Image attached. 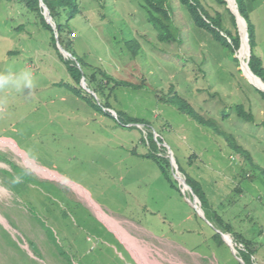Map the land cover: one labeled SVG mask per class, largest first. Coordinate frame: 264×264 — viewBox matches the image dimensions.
<instances>
[{
	"label": "rangeland",
	"instance_id": "374dc122",
	"mask_svg": "<svg viewBox=\"0 0 264 264\" xmlns=\"http://www.w3.org/2000/svg\"><path fill=\"white\" fill-rule=\"evenodd\" d=\"M77 1L80 14L69 23L74 55L117 80L143 79L145 86L109 94L112 118L94 112L65 87L72 81L47 32L21 5L0 1V72L27 69L35 80L31 90H0V155L36 180L17 196L0 173V264H140L80 190L161 264H241L223 240L212 239L217 233L206 217L214 213L251 241L253 264H264V100L244 74L247 52L240 68L177 0L167 3L180 42L168 44L157 41L139 0ZM199 1L229 26L224 8ZM241 3L264 68V0ZM131 40L140 46L136 57L125 47ZM173 95L212 125L164 102ZM236 106L253 122L237 117ZM148 132L161 141L158 157L160 147L165 158L170 151L177 169L200 183L211 225L169 186L155 161L143 157ZM230 145L249 154L254 166ZM0 169L12 172L1 161Z\"/></svg>",
	"mask_w": 264,
	"mask_h": 264
},
{
	"label": "trees",
	"instance_id": "16d2710c",
	"mask_svg": "<svg viewBox=\"0 0 264 264\" xmlns=\"http://www.w3.org/2000/svg\"><path fill=\"white\" fill-rule=\"evenodd\" d=\"M0 1L8 3L16 2L17 4L21 5L27 14L34 17V25L40 27L42 30L47 32L49 36V42L56 57L64 65L67 75L72 81L70 83L64 84L65 87L68 88L77 98L85 100L89 107L94 110V112L107 116L108 118H112L108 111L112 109L111 103L109 102V94H113L115 89L117 88L139 90L145 86L143 79L139 83H132L127 80H117L116 78L109 75L105 70L97 66L90 65L74 55L72 48L74 39L70 38L71 27L69 23L75 16L80 14L79 4L77 0L42 1L47 7L49 15L55 25L58 34L59 44L65 51L71 53V55L75 57L77 63L79 64V68L76 67L74 61L70 59H64L57 50L54 39V31L44 20V17L42 15V8L40 7L38 0ZM177 1L186 9L193 25L209 33L212 36L213 40L216 41L221 47L228 50L231 56H233V60L238 63V60L235 56L240 52L241 40L238 27L235 22V18L227 8L226 0L213 1L217 6L224 8V11L228 16L229 26L226 25L225 18L219 11H216L215 14L211 16L204 9L199 0ZM235 3L240 16L246 22L248 46L250 48L248 67L257 78L261 79V81L264 82V68L262 65V61L254 52V27L249 21L247 12L244 10L241 0H235ZM139 6L145 11L148 22L151 24L154 31L156 32V39L158 42L163 44L180 42L178 35L176 34L174 27L172 26L171 13L168 7L167 0H139ZM125 47L128 52H130L132 57H136L139 54L140 46L135 40L126 41ZM82 78H84L85 86L96 95V99L81 87L80 81ZM259 93L261 95V98L264 100V93L260 91ZM158 99L160 100V97H158ZM164 102L176 107V109L180 113L191 117L195 122L201 125L207 127L209 125H212V122L202 118V116L195 112L184 100H182L176 95H173L171 97L166 96ZM235 111L237 117H239L240 119L248 122H253V117L250 114L246 113L242 106H236ZM116 117L119 122L123 124H146L144 120L138 118H119L118 116ZM214 131L217 135H222L219 130ZM226 139H228V137H226ZM146 142L149 152L143 157L155 161L156 165L160 169L163 178L166 180L169 186L177 192H180L177 181H175L172 177L170 165L167 159L165 158V151L162 147H160V149L158 150L160 157L156 155V145L158 143H161L159 137H155L154 139L153 134L148 132L146 134ZM232 149H234V151L238 155L244 156L247 161L250 162L249 164L254 166L250 160L249 154L244 153L234 145L232 146ZM0 161L8 165L9 168L12 170L11 172L8 170L0 169V173L6 176L9 181H11L10 186H8L7 184L4 186L8 188V190L12 191V193H14L15 195L20 196L24 194V190L25 188H27V185L33 181H36L31 176L26 174L22 169L6 160V158H4L2 155H0ZM178 171L181 173L179 168ZM182 175L184 176L185 182L189 186L191 192L196 196V198L200 202V207L203 211L202 206L207 202V199L200 183H198L194 179H190L184 174ZM262 177L264 178V174H262ZM212 215L213 218H207L206 216L205 217L210 223L214 225L217 230L232 235L234 242L233 247L236 250L237 255L244 262V264H253L252 257L254 254H256V251L252 248L253 246L251 244V241L244 239L243 235L238 232H235L233 226L229 223H226L219 215H217L216 213ZM212 239L217 244L223 243L219 234H215ZM28 245L31 248L33 254L36 257L40 258L38 250L35 248V246L30 242H28ZM238 246H241L242 248L240 249L238 248Z\"/></svg>",
	"mask_w": 264,
	"mask_h": 264
},
{
	"label": "water",
	"instance_id": "95a60500",
	"mask_svg": "<svg viewBox=\"0 0 264 264\" xmlns=\"http://www.w3.org/2000/svg\"><path fill=\"white\" fill-rule=\"evenodd\" d=\"M38 1H39L40 7L42 8V15L44 17V20L46 21V23L49 24V26L54 31V39H55V44H56L57 50L59 51V53L62 55V57L64 59H70V60L74 61L76 67L79 68V64L77 63L76 59L71 55V53L65 51L61 47V45L59 44V42H58V34H57V31H56L55 25H54V23H53L50 15H49V11H48L47 7L44 5V3H43L42 0H38ZM226 2H227V8L229 9L230 13L234 16L236 25L238 27V31H239V35H240V40H241L240 49L242 48L243 44L247 48V60L245 61V65L248 68V70L250 71V69L248 67V61H249V57H250V48L248 46L246 22L240 16V14H239V12L237 10V6H236V3H235V0H231V1L230 0H226ZM238 19L241 20V22H243V25L244 26H243V30L242 31H240V29H239V21H238ZM235 57L238 60V62L240 64V68H241V61H240V59L238 58V56H235ZM250 73L253 75V77H255L256 79H258L259 81H261V79L257 78L251 71H250ZM261 82H263V81H261ZM80 85H81V87L86 92H88L90 95H92L96 99V95L85 86L84 78L81 79ZM256 88L259 89L260 91H262L264 93V90H262V89H260L258 87H256ZM108 111L115 116V113L112 110H108ZM132 125L133 124H130V126H132ZM134 125H136L138 127L143 126L142 124H134ZM166 158H168L169 163H170V169H171L172 177H173V179L175 181H177L178 186H179V189H180V192L184 195L185 200L192 206V208L196 211V213L202 219H204L206 221V223L209 224V222L203 216V211H202L200 205H198V199L191 192L189 186L185 182V178H182L181 177V175H180L177 167L175 166V163H174V160H173V158L171 156V152L170 151H167ZM186 191H188V194H187L188 197H186V195H185L186 194ZM209 225H211V224H209ZM213 229L215 230V232L217 234H219L221 236L222 240L230 247V249L233 251V253L236 252V250L233 247V243H232V240L230 238V235L227 234V233H223V232L217 230L215 227H213ZM226 239H228V240H226ZM235 257H236V259L238 260L239 263L244 264V262L242 261V259L240 257H238V256H235Z\"/></svg>",
	"mask_w": 264,
	"mask_h": 264
},
{
	"label": "crops",
	"instance_id": "0c3cea01",
	"mask_svg": "<svg viewBox=\"0 0 264 264\" xmlns=\"http://www.w3.org/2000/svg\"><path fill=\"white\" fill-rule=\"evenodd\" d=\"M46 171L49 172V173H53L52 171H49V170H46ZM54 175L59 177L60 178L59 180H61V181L62 180H66L65 178L61 177L60 175H57V174H54ZM205 196H206V199L208 200V197H207L206 193H205ZM94 205H96V204H94ZM100 211H101V215L98 214V213H97V215L99 216L101 221L104 222L107 225V227L115 233V235L117 236L119 241L122 242L123 245L124 244L126 245V247L131 252L132 256L140 264H161L154 257L153 258H149V252L146 250V248L143 247L142 245H140L136 240H134L133 238L130 237L129 233L126 230H124V228L122 227L123 224L120 221L116 220L113 217L107 216L106 214L103 213V211L101 209H100ZM233 219L235 220L236 217L233 218Z\"/></svg>",
	"mask_w": 264,
	"mask_h": 264
},
{
	"label": "clouds",
	"instance_id": "9594fccd",
	"mask_svg": "<svg viewBox=\"0 0 264 264\" xmlns=\"http://www.w3.org/2000/svg\"><path fill=\"white\" fill-rule=\"evenodd\" d=\"M34 87L35 80L30 70L13 71L9 69L6 72H0V90L23 91Z\"/></svg>",
	"mask_w": 264,
	"mask_h": 264
},
{
	"label": "bare ground",
	"instance_id": "6f19581e",
	"mask_svg": "<svg viewBox=\"0 0 264 264\" xmlns=\"http://www.w3.org/2000/svg\"><path fill=\"white\" fill-rule=\"evenodd\" d=\"M231 1V0H230ZM238 21H239V25H240V27H241V29L243 30V22H241V20H239L238 19ZM247 52V48H246V46L243 44V46H242V48L240 49V55H239V59H240V57H242L245 53ZM243 70H244V74L247 76V78L251 81V83H253L255 86H257L258 88H260V89H262V90H264V83L263 82H261V81H259L258 79H256L255 77H253V75L250 73V71L248 70V68L246 67V65L245 64H243ZM31 164V163H30ZM32 165V164H31ZM34 169L37 171V166L34 164ZM39 169H41V168H39ZM38 172V171H37ZM42 175V174H41ZM78 193L80 194V196L83 198V199H85V200H87L90 204H92V207L94 206V207H96L97 208V210H98V214H100L101 215V212H100V209L96 206V205H94L92 202H90L88 199H87V197H86V195L80 190V191H78Z\"/></svg>",
	"mask_w": 264,
	"mask_h": 264
}]
</instances>
